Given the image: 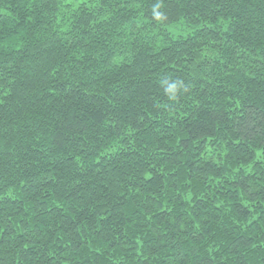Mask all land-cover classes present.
I'll use <instances>...</instances> for the list:
<instances>
[{
  "label": "trees",
  "instance_id": "obj_1",
  "mask_svg": "<svg viewBox=\"0 0 264 264\" xmlns=\"http://www.w3.org/2000/svg\"><path fill=\"white\" fill-rule=\"evenodd\" d=\"M0 264H264V0H0Z\"/></svg>",
  "mask_w": 264,
  "mask_h": 264
},
{
  "label": "clouds",
  "instance_id": "obj_2",
  "mask_svg": "<svg viewBox=\"0 0 264 264\" xmlns=\"http://www.w3.org/2000/svg\"><path fill=\"white\" fill-rule=\"evenodd\" d=\"M159 5L153 7V16L156 20H160L161 13L159 11ZM160 90L163 95L167 97L170 102L177 101L183 93L187 92L188 88L184 80L180 78L164 77L159 80Z\"/></svg>",
  "mask_w": 264,
  "mask_h": 264
}]
</instances>
